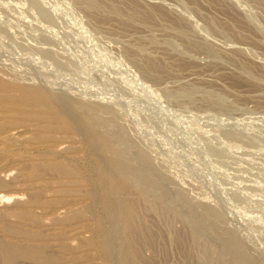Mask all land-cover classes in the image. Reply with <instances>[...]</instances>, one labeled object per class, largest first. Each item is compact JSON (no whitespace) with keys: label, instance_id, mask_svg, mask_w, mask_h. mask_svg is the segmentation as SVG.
<instances>
[{"label":"rangeland","instance_id":"obj_1","mask_svg":"<svg viewBox=\"0 0 264 264\" xmlns=\"http://www.w3.org/2000/svg\"><path fill=\"white\" fill-rule=\"evenodd\" d=\"M0 81L57 126L0 102L1 243L121 264L113 198L136 204L132 264H241L233 242L264 264V0H0ZM99 141L145 184L109 195Z\"/></svg>","mask_w":264,"mask_h":264},{"label":"bare ground","instance_id":"obj_2","mask_svg":"<svg viewBox=\"0 0 264 264\" xmlns=\"http://www.w3.org/2000/svg\"><path fill=\"white\" fill-rule=\"evenodd\" d=\"M14 86V85H13ZM35 89V88H34ZM53 101V100H52ZM0 102L1 104L5 107L6 111L8 110L9 112L15 113V114H22V116H26V117H32L35 118L36 121H38L41 126L47 130H53L55 129L57 126L55 125V115H54V110L52 105L50 104L49 101V96L42 94L41 92L37 91V90H32V89H26V88H22V87H12V86H7L6 84H4L3 82L0 81ZM54 102V101H53ZM56 103V102H55ZM56 108V107H55ZM60 108V107H59ZM90 109V108H89ZM89 111V110H88ZM91 111V110H90ZM98 112V111H97ZM6 113V112H5ZM70 113V112H69ZM94 113V112H93ZM105 113V112H104ZM72 115V114H71ZM89 119V118H88ZM106 119V118H105ZM111 119V118H110ZM99 122V121H98ZM108 122V121H107ZM101 123V122H100ZM98 125V124H97ZM63 128L68 129L69 123L65 122L61 125ZM60 126V127H61ZM90 126V125H89ZM96 126V125H95ZM59 127V126H58ZM92 127V126H91ZM71 128V127H70ZM82 129V128H81ZM93 130V128H92ZM88 131V130H87ZM73 133V132H72ZM77 133V132H76ZM103 134V133H102ZM101 137V136H100ZM106 137V136H105ZM84 138L86 139L87 143H92V141L94 140L93 135L90 134L89 132H86V134H84ZM114 139V138H113ZM48 140V139H47ZM106 140V139H105ZM110 140V138H109ZM111 141V140H110ZM110 143V142H109ZM114 143V142H113ZM99 149L100 151L104 154V156L106 157L109 165L116 170L117 172H119V176L117 178V180L115 181L112 177H108L107 178V191L109 195H114L115 193L119 194L120 192L125 193L129 187L128 184L130 183H142L141 185L145 184L144 179L146 178H142L141 175L135 174L133 171H131V169H129L128 167H126V164L122 163V161L120 159H122V157L119 159L117 157V155L110 150L105 144L101 143L99 141ZM89 146V145H88ZM116 148V147H115ZM113 149V148H112ZM116 150V149H115ZM118 151V150H117ZM99 152V151H97ZM120 154V153H119ZM122 154V153H121ZM120 154V155H121ZM143 156V155H142ZM126 159V158H125ZM128 160V159H127ZM131 161V160H130ZM124 162V161H123ZM96 164V163H95ZM131 164V163H130ZM96 167V166H95ZM134 167V166H133ZM47 169H50L52 171L55 172H60L62 174H66L67 172H70L72 170H70L71 168H69L68 166L64 165V164H60V163H52V164H48V166L46 167ZM135 168V167H134ZM133 168V169H134ZM101 170V169H100ZM109 171V170H108ZM138 172V171H137ZM99 173V172H98ZM109 173V172H108ZM71 174V173H70ZM103 175V174H102ZM64 176V175H63ZM88 176V175H87ZM107 176V175H106ZM109 176V175H108ZM146 176V175H145ZM72 177V176H71ZM73 179V178H72ZM140 182V183H139ZM70 184V183H68ZM99 186V185H98ZM146 187H149V185H144ZM66 187V186H65ZM130 188V187H129ZM147 188V194L148 190ZM105 189V188H104ZM144 189V188H143ZM99 193V192H98ZM114 193V194H113ZM146 193V191H145ZM70 194V193H69ZM108 194H106L107 196H109ZM72 195V194H71ZM93 196V195H92ZM126 196V195H124ZM111 197V196H109ZM130 197V195H129ZM128 197V198H129ZM135 197V196H134ZM98 198V197H97ZM100 198V197H99ZM107 198V197H105ZM111 198H109V200H106L105 203L107 205V210L109 212L108 215L112 214L113 216L115 215L118 220H121V224L122 227L124 228V233L126 234L127 239L125 238V240H127V242H125L126 244L124 245V248L122 250L121 254V264H132L134 262V260L136 259V248H135V238L133 237L134 235H136L135 233V227L136 225V217H135V212H136V204L134 205L132 202L130 201H126L120 205L119 201H117L118 203L113 201V198L110 200ZM98 200V199H97ZM115 200V199H114ZM133 201V200H132ZM140 201V199H139ZM72 204V203H71ZM75 204V202H74ZM70 205V204H69ZM157 205V204H156ZM120 206V207H119ZM104 208V207H103ZM163 208V207H162ZM143 209V208H142ZM139 210V209H137ZM159 210V209H158ZM160 211V210H159ZM139 212V211H138ZM79 214V213H78ZM160 214V213H159ZM76 217V215H74ZM138 216V215H137ZM76 219H78V217H76ZM80 219V218H79ZM111 219V218H110ZM119 220V223H120ZM106 221V220H105ZM112 221V220H111ZM141 222V220H139ZM101 222V221H100ZM34 223V222H33ZM81 223V222H80ZM119 225V226H120ZM138 226V225H137ZM144 228V227H143ZM150 228V227H149ZM104 229V228H103ZM119 230L120 227L118 228ZM139 229V228H138ZM145 229V228H144ZM147 230V229H146ZM144 231V230H143ZM142 231V232H143ZM99 232V231H98ZM121 232V231H120ZM139 232V231H138ZM141 232V231H140ZM139 232V233H140ZM150 232V231H149ZM105 233V232H104ZM145 234H147L146 232H144ZM121 234V233H120ZM121 234V235H123ZM151 234V233H149ZM102 235V234H100ZM142 235V234H141ZM148 236V234L146 235ZM179 236V235H178ZM181 236V235H180ZM105 237V236H103ZM102 237V238H103ZM140 237V236H139ZM150 237V236H149ZM95 238V237H94ZM106 238V237H105ZM137 238V237H136ZM148 238V237H147ZM139 238H137L138 240ZM155 239V238H154ZM116 240V239H115ZM153 240V239H152ZM146 242V241H145ZM150 242V240H149ZM5 243V242H4ZM7 243V242H6ZM82 243V242H81ZM119 243V242H118ZM140 243V242H139ZM138 243V244H139ZM143 244V243H142ZM150 244L152 245V243L150 242L148 245L150 246ZM196 244V243H195ZM84 245V244H83ZM141 245V244H139ZM34 246V245H33ZM101 246V244H100ZM136 246L137 243H136ZM27 247V246H25ZM70 247V246H69ZM108 247V246H107ZM140 247V246H139ZM137 247V248H139ZM151 247V246H150ZM228 249H230V251L233 254L234 259L237 262H240L241 264H247V260H245V258H242V255H240V252L238 253V248L237 245L233 242V243H228L227 244ZM40 248V247H39ZM39 248H26V249H22L21 247L16 246V244H3L0 242V255L2 257V264H18L17 263V258L19 257H25L28 259H30L31 261H34L35 263H44L46 261V256L45 253L43 252L42 249ZM103 248V247H102ZM109 248V247H108ZM142 249V247H141ZM98 250V249H97ZM103 251V250H102ZM120 252V251H119ZM203 252H204V248H203ZM202 252V253H203ZM141 253V252H140ZM138 253V254H140ZM201 253V251H200ZM99 254H101L99 252ZM137 254V256H138ZM144 254V253H143ZM140 258V257H139ZM152 259V258H151ZM145 260V259H144ZM19 261V260H18ZM71 261V260H70ZM90 261V260H89ZM140 261V260H139ZM143 261V260H142ZM140 263V262H139ZM59 264V263H58ZM107 264V263H105ZM110 264V263H109ZM119 264V263H118ZM143 264V263H142ZM145 264V263H144Z\"/></svg>","mask_w":264,"mask_h":264}]
</instances>
